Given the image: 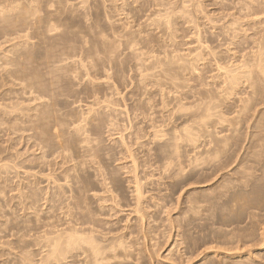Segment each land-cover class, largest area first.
<instances>
[{"label": "rangeland", "instance_id": "374dc122", "mask_svg": "<svg viewBox=\"0 0 264 264\" xmlns=\"http://www.w3.org/2000/svg\"><path fill=\"white\" fill-rule=\"evenodd\" d=\"M261 56L264 0H0V264H264Z\"/></svg>", "mask_w": 264, "mask_h": 264}, {"label": "bare ground", "instance_id": "6f19581e", "mask_svg": "<svg viewBox=\"0 0 264 264\" xmlns=\"http://www.w3.org/2000/svg\"><path fill=\"white\" fill-rule=\"evenodd\" d=\"M261 55V54H260ZM259 56V55H258ZM258 58V57H257ZM257 60H259V63L257 64V68H258V71H260V72H262L263 74H264V64L262 63V62H264V60H263V57L261 56V57H259V59H256V61ZM258 62V61H257ZM221 68V67H220ZM248 73V77L249 78H251L252 77V75L255 73V71L254 70H251V71H248L247 72ZM231 73H228V74H226L227 75V80L229 81V83H227V82H225V83H227L228 84V86L230 87L231 86V89H233L234 88V85L235 84H237L238 83V81H241L240 79L242 78V77H240V75H241V73H237V74H231ZM254 80H255V77H254ZM256 85V81L254 82V86ZM258 93V89L257 88H254V90H253V92L250 94V97H248L249 99L251 98V101L254 99V97H255V94H257ZM246 100V101H250V100ZM247 104H248V102H247ZM246 105V104H245ZM247 106V108L249 107V105H246ZM209 107V106H208ZM245 108V107H244ZM246 109V108H245ZM207 113H208V110H207ZM205 115H207V114H205ZM209 115H210V112L208 113V117H209ZM211 115H213V114H211ZM206 117V116H205ZM140 191V188H138L137 189V194H138V196L140 197L141 196V198H142V191L141 192H139ZM138 197V199H141V198H139ZM78 238L79 237H76V236H73V235H71V240H70V242L69 243H74L75 241H77L78 240ZM53 247H52V249H51V251H49L48 252V254H49V256L47 255V257L49 258V259H56V257H58V256H60V255H62L65 251H66V247L67 246H65L64 245V243H60L59 241H53ZM95 249H97V252H98V248H97V246H95ZM53 256V257H52ZM118 255H116V257H117ZM47 259V258H46ZM48 259V260H49Z\"/></svg>", "mask_w": 264, "mask_h": 264}]
</instances>
